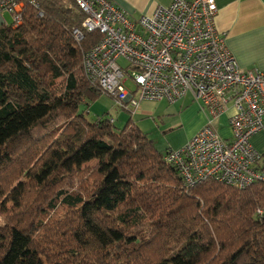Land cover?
<instances>
[{
    "label": "trees",
    "instance_id": "trees-1",
    "mask_svg": "<svg viewBox=\"0 0 264 264\" xmlns=\"http://www.w3.org/2000/svg\"><path fill=\"white\" fill-rule=\"evenodd\" d=\"M39 2L0 24V264H264V182L189 187L131 120L89 119L104 93L82 61L102 34L77 43L75 0ZM59 110L66 127L37 139Z\"/></svg>",
    "mask_w": 264,
    "mask_h": 264
},
{
    "label": "built area",
    "instance_id": "built-area-1",
    "mask_svg": "<svg viewBox=\"0 0 264 264\" xmlns=\"http://www.w3.org/2000/svg\"><path fill=\"white\" fill-rule=\"evenodd\" d=\"M75 2L85 15L72 30L76 42L85 32L102 34L82 61L86 77L102 93L134 111L145 100L175 103L190 95L209 113L208 123L181 149L164 154L185 184L214 179L244 189L264 182L263 155L251 141L264 131V70H243L228 49L216 27L217 0H173L138 18L114 0ZM27 6L44 15L39 0H0V24L10 13V25H20ZM128 79L134 90L127 87ZM229 103L235 113L227 140L214 121Z\"/></svg>",
    "mask_w": 264,
    "mask_h": 264
},
{
    "label": "crops",
    "instance_id": "crops-1",
    "mask_svg": "<svg viewBox=\"0 0 264 264\" xmlns=\"http://www.w3.org/2000/svg\"><path fill=\"white\" fill-rule=\"evenodd\" d=\"M127 14L138 18L152 14L159 6H168L173 0H114ZM218 13L216 27L225 38L228 49L235 56L243 70H264V0H217ZM170 103L161 101L145 100L134 111H116V120L132 121L141 130L149 134L154 140L156 147L161 150V133L164 134L180 126L183 115L192 114L198 117L194 126H188V133L177 144L179 148L196 134L209 121V113L193 97ZM109 97V96H108ZM108 106L116 108L113 98H105ZM198 113V114H197ZM235 113L232 103H229L226 111L214 121L216 130L224 139L232 138V130L229 118ZM177 115V117H176ZM182 116V118H180ZM122 124V123H121ZM178 124V126H174ZM186 127V126H185ZM254 147L263 155L259 162L264 171V131L256 133L251 138ZM173 149L172 147L168 148ZM165 153V152H164Z\"/></svg>",
    "mask_w": 264,
    "mask_h": 264
},
{
    "label": "rangeland",
    "instance_id": "rangeland-1",
    "mask_svg": "<svg viewBox=\"0 0 264 264\" xmlns=\"http://www.w3.org/2000/svg\"><path fill=\"white\" fill-rule=\"evenodd\" d=\"M5 18L8 21V23L10 24L11 20H12V15L10 13H6ZM10 26L14 27L16 25H10ZM120 62L122 64L126 63L124 61V59H120ZM126 85L130 90H134L136 88V86L132 82V80H129V79L127 80ZM187 97H189V96H187ZM105 98H110V96L108 97V95L103 94L95 100H90L87 103L86 102L83 103L81 105L80 109L82 111L86 112V115L89 119H94L98 115H104V116L109 115L110 117L115 118L116 117V111H118L120 109L115 108L114 104H112V106H108L105 102V100H106ZM64 115H66V110H59L55 113H52L50 126H45L44 124L38 125L36 127V129L34 130V134L36 135V137H38L37 139H41L43 137H46L47 135L51 134L52 131L57 130L59 128V126H61L63 124H65V127H66L68 122H67V118ZM176 117H177V115H176ZM180 118H182V116ZM197 119H198L197 116L185 113L183 115V121H181L182 124L180 125V126H184V127L174 128L173 130L168 131L164 134L161 133V147L158 146L161 150H159V151H161L162 153H164V152L166 153L168 148H170V147H172L173 150L181 149L183 146L176 148V149H175V147H178L177 144H179L181 142V140L184 139V137H186V135L188 133V126H194V124L197 122L196 121ZM127 122H128V120L126 122L118 120L116 125L117 126H125ZM174 126H178V124H175ZM21 147L22 146H20L19 149ZM91 164H93V163H91ZM67 180H69V178ZM0 204H1V201H0ZM10 218H11L10 213H4L3 214L0 212V225H1L0 228L1 229H4L5 221H8Z\"/></svg>",
    "mask_w": 264,
    "mask_h": 264
}]
</instances>
